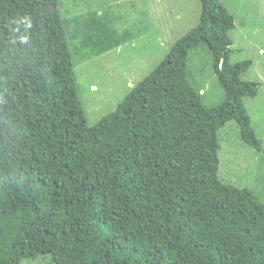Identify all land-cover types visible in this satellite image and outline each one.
I'll use <instances>...</instances> for the list:
<instances>
[{"label": "trees", "instance_id": "16d2710c", "mask_svg": "<svg viewBox=\"0 0 264 264\" xmlns=\"http://www.w3.org/2000/svg\"><path fill=\"white\" fill-rule=\"evenodd\" d=\"M200 2L198 24L89 126L76 67L138 34L63 0H0V264H264V178L219 175L226 134L262 151L244 102L261 84L243 79L252 61L231 62L233 14ZM199 46L224 92L213 106L189 81Z\"/></svg>", "mask_w": 264, "mask_h": 264}, {"label": "rangeland", "instance_id": "374dc122", "mask_svg": "<svg viewBox=\"0 0 264 264\" xmlns=\"http://www.w3.org/2000/svg\"><path fill=\"white\" fill-rule=\"evenodd\" d=\"M221 2L235 18V27L230 31L233 41L231 62L252 61L243 79L261 84L257 96L246 97L244 102L262 141V151L247 146L232 132L226 134L219 152V175L223 180L229 175H233L230 178L237 175L242 187L255 189L259 179L264 178V0ZM63 9L64 14L69 12V17L90 10L109 12L111 17L118 19L115 24L120 32L130 29L138 34L137 38L119 48L84 60L76 67L79 95L86 109L88 125L93 126L115 110L131 88L160 63L177 39L198 24L201 2L63 0ZM188 67L189 81L193 87L203 89L204 103L207 106L219 104L224 99V92L213 74L207 46H199L189 52ZM234 124V121L229 122L226 127ZM21 264H50V257L40 255Z\"/></svg>", "mask_w": 264, "mask_h": 264}]
</instances>
